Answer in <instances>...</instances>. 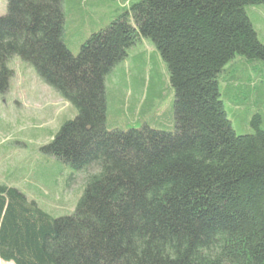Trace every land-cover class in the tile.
I'll list each match as a JSON object with an SVG mask.
<instances>
[{
	"label": "trees",
	"instance_id": "1",
	"mask_svg": "<svg viewBox=\"0 0 264 264\" xmlns=\"http://www.w3.org/2000/svg\"><path fill=\"white\" fill-rule=\"evenodd\" d=\"M6 1L0 93L19 57L74 107L44 150L79 174L84 191L57 217L0 184V261L264 264V129L256 116L254 132L237 133L221 93L223 83L234 96L237 55L264 61L246 11L264 0H137L77 54L65 41L72 0ZM142 37L169 73L173 131L107 127V79ZM156 79L132 87L150 91Z\"/></svg>",
	"mask_w": 264,
	"mask_h": 264
},
{
	"label": "rangeland",
	"instance_id": "2",
	"mask_svg": "<svg viewBox=\"0 0 264 264\" xmlns=\"http://www.w3.org/2000/svg\"><path fill=\"white\" fill-rule=\"evenodd\" d=\"M134 1L137 0L69 1L66 45L77 54L92 33L105 27ZM246 11L264 44V4L251 5ZM6 13L7 2L0 0V16ZM231 65L236 78L232 86L234 96L227 97L223 83L221 93L236 132H254L256 116H260L259 127L264 129V61L237 55ZM9 67L12 76L6 90L0 93V184L20 189L53 216L69 215L83 194L82 180L68 164L50 155L44 147L77 112L21 58H13ZM155 73L154 89L148 91V85L138 88L142 76L148 84ZM110 77L106 82L109 129L149 124L174 130V91L167 67L150 38L139 39ZM133 83L137 84L136 89ZM0 264L14 263L0 261Z\"/></svg>",
	"mask_w": 264,
	"mask_h": 264
}]
</instances>
